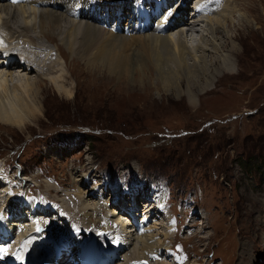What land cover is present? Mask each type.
<instances>
[{
    "label": "rangeland",
    "instance_id": "1",
    "mask_svg": "<svg viewBox=\"0 0 264 264\" xmlns=\"http://www.w3.org/2000/svg\"><path fill=\"white\" fill-rule=\"evenodd\" d=\"M191 1L186 6L188 15L184 13L186 21L193 16ZM230 2L218 20L224 21L236 4L251 24L244 28L242 22L234 26L228 22V35L238 38L236 60L231 58L234 68L219 76L210 90L198 94L194 106L184 94L177 96L174 89L158 82L152 67L139 61L142 54L135 44L124 52L132 58V64L120 72L104 61L89 64L71 57L56 38L29 32L28 37H34L35 42L44 46L40 49L53 56L56 68L48 73L41 66L40 71L34 68L27 74L20 73L15 66L8 67L14 75L19 72L41 88L42 105L40 111L36 110L35 119L28 118V96L23 97L21 113L27 117L26 127L17 129L0 124V193L4 197L0 221L8 213L4 210L12 206L22 216L30 210L16 205L23 198L13 194L19 196L21 191L28 193L27 199L31 201L39 199L46 210L52 207L47 202L58 201L63 207L65 196L71 195L73 199L75 195L79 199L76 191L80 189L85 194L91 190L92 197H84L88 200V204L84 203L88 213L95 208L93 202L98 195H103L110 207L118 205L120 213L131 191L122 194V181L126 177L131 188L143 184L136 197L140 204L136 217L140 221L143 216L147 222L140 227L146 233L150 230L160 241L156 243L160 246L158 250L148 251L145 258L138 251L134 264H264V0ZM122 9L120 16H111L113 25L119 27L114 21L125 19L122 24L127 26L132 19L130 25L134 26L132 9ZM135 11L138 15V10ZM136 21L134 27L138 30L140 18ZM206 23L204 17L188 40L191 53L203 38L209 40ZM175 32L168 33L174 43ZM120 33L121 30L118 35H123ZM0 36L3 42L11 43L2 25ZM216 36L223 38L222 42L227 40L224 33ZM211 56L208 55V60ZM60 67L68 75L57 84L69 90L71 98L59 96L52 80L47 78ZM68 81L72 84L70 88ZM54 148L64 153L54 156L50 153ZM85 174L88 183L82 179ZM145 175L158 180L148 184ZM166 180L173 188V195L167 199V215L159 212L164 200H155L153 195L144 198L148 187L156 189L155 195L166 197ZM96 185H100L103 194L95 190ZM7 186L14 188L7 191ZM46 186L51 187L50 192ZM79 202L82 204L81 199ZM146 204H150L151 210L145 208ZM44 210L37 209L34 214L40 217L31 216L30 222L20 217L27 224L24 227L35 232L34 223L38 219L55 220ZM126 212L123 215L127 218L122 219H128ZM99 214L106 216L104 211ZM72 218L65 217L63 224L66 221L69 226V221H76L91 230L102 228L98 223L96 226L101 228L92 227L99 222L94 214L90 220L82 215ZM117 219L122 220L119 215ZM107 231L111 234L110 230L101 229V233ZM126 232L127 238L135 234L131 230ZM75 236L78 241L73 244L77 247L85 234L77 232ZM98 237L102 244V237ZM116 245L113 241L106 244L112 249ZM122 257L132 260L124 251L116 264H130Z\"/></svg>",
    "mask_w": 264,
    "mask_h": 264
},
{
    "label": "bare ground",
    "instance_id": "2",
    "mask_svg": "<svg viewBox=\"0 0 264 264\" xmlns=\"http://www.w3.org/2000/svg\"><path fill=\"white\" fill-rule=\"evenodd\" d=\"M126 1L18 0V2L13 3V0H0V24L9 35L8 39L10 42L17 41L16 45L10 49L13 58L11 60L9 58H7V60L6 58L0 59V72L14 75L10 71V68H8L7 63H11V66H15V69L19 70L20 73H32L34 68H39L41 66L44 67L45 71L48 73H52L53 69L56 68L54 67L55 63H53V56L47 55L43 49H40L44 46L35 42L34 37H28L29 32L35 35H48L56 38L71 57L86 60L89 64L95 63L96 61H104L110 68L120 72H125L129 65L132 64V58L126 54V51L130 49L132 44H135L142 54L138 57L139 61L152 67L158 82L163 83L167 88L170 87V89H174L177 96L184 94L192 106L195 105L198 94L210 90L219 76L233 70L234 63L231 58L234 57L236 60L235 56L238 54V44L235 41H237L238 38L228 35L226 25H228V22L230 26H234L237 22H242L241 25L244 28H248L251 23L248 16L245 13H241L236 4L230 8L229 15L226 19L224 18V21L220 22L218 20V17L224 14L226 7L231 3L230 0H223L222 2L220 0H197L194 4V0H192L191 8L193 16H191L189 21H186L187 18L184 16V13L188 15V13H186V6L189 0H137V5L133 3L135 0H131V2L128 1L127 3ZM204 2H207L205 12L208 15L206 26L209 40L203 38L201 41L202 43L196 45V51L191 53L188 47V40L190 41L191 35L197 31L196 26H198L200 22V14H205L202 13L203 11H194V8L195 6H200ZM131 3H133V7L138 6V17L140 18V28L142 29L143 35H118L113 31L116 26L113 25L111 16L113 15L114 18L116 15L120 16L123 12L122 8H128L129 10L127 11L132 9V15L134 16V20H136V7L135 10H133ZM126 4H130V6ZM170 9L171 11L168 16L167 13ZM212 15L214 16L210 17ZM167 19H172V24L168 25L165 29L161 24L166 22ZM116 28L120 30L119 27ZM171 30L177 31V33L175 32V43L170 38L171 34H168ZM134 31L135 28L133 27L130 33ZM217 33H224L228 43L224 40L222 42L223 38L219 39L216 36ZM48 41L49 40H47V42ZM55 52L57 55L61 54L60 50L57 48ZM208 55H212L209 60ZM96 67H98V65ZM150 76H148V78H150ZM183 83L185 84V88H183ZM58 84L57 82L53 83V88L57 94L59 96L69 97V93L71 94V92ZM30 86L32 91L27 97V100L31 101V104H26L29 111V115L27 116L26 114V116L28 118L31 116L32 119H35L37 117L36 110L40 111L42 105L39 100L41 88L34 82H32ZM24 115L25 114L22 115L21 113L19 118L13 117L11 118V122L0 124L23 129L26 127L25 120L27 119V117H23ZM54 149V151H50L54 156L64 153L60 148ZM82 179L88 183V176L86 174ZM13 188L14 187L9 186L6 187L7 191H9L8 189L13 190ZM50 188L49 186L45 187L48 192L51 191ZM138 190L140 189H136L135 186L131 188L130 193L127 195L128 197L125 199L126 206L122 208L123 211L120 213L119 211L121 209L118 205L115 206L116 209H114V207H110L103 200V195H98L96 198L97 201L93 202L95 208L91 210L90 214L88 213L89 208L87 209V206L85 207V204H88V202H86L88 200L84 199V197H92L93 193L91 194V190H88L84 194L83 190L79 189L76 191V194L79 196V199L82 200V204L75 195L73 199L71 195L65 196L66 202L63 207H61L58 202V215H63L67 218L70 216L72 218L73 215H75V217L82 215L85 219L90 220V216L94 214L96 219L99 217L98 220L99 224L102 226L101 229L110 230L112 234V232L114 233V231H116L113 225L118 221V215L121 219L122 217L127 218L123 215L127 211L132 217L136 216L134 213L137 212L138 205H140L136 199L140 194ZM2 198L4 197L0 193V205L4 203V200H1ZM6 198L7 200L10 199L9 196ZM99 198H101L100 201L98 200ZM12 207L8 208L6 216H2V220H7L8 226L11 223H22L23 219L21 217L22 219L15 218L11 222L8 221L9 215L12 217L19 215L15 207ZM145 208L149 210L150 204L145 206ZM106 209L107 215L102 219L99 213L102 211L105 212ZM26 218L27 217H25V219ZM127 220L124 219L126 223L129 222ZM38 221H40L38 225L40 223L43 224V227L47 230L48 238L52 236L61 237V239L65 238L67 240L76 239L75 235L71 233L66 221H64V224L63 220L59 221L60 225L57 219L50 220V218H47ZM73 223L78 230H84L86 234L89 235L90 229H88V227L87 229H80L76 221H73ZM135 223L138 225L136 218ZM22 225L24 227L27 224L22 223ZM140 226L136 229V234H133L131 238H127L126 236V240L121 241L120 246H118L116 250L109 251L108 257L111 263H113L118 256H122L124 251H126L127 254L129 253L130 259L133 260L139 256L138 251H140L142 254L141 256L144 257V254L148 251L158 250L160 247L156 245V243H160L158 238L150 233V230H147L149 233H146ZM25 234L20 235L18 242H21L20 239L23 240ZM43 236L47 237L45 234H43ZM109 239L115 242L114 238L109 237ZM24 242L25 240L23 243ZM100 242L102 244L99 243V246L103 249V247H105L104 241L102 240ZM48 254L49 251L45 249L42 256H47L46 260L53 264L54 255L53 253H50V255L53 256ZM126 259L128 260V258Z\"/></svg>",
    "mask_w": 264,
    "mask_h": 264
},
{
    "label": "clouds",
    "instance_id": "3",
    "mask_svg": "<svg viewBox=\"0 0 264 264\" xmlns=\"http://www.w3.org/2000/svg\"><path fill=\"white\" fill-rule=\"evenodd\" d=\"M40 71L41 69H37ZM67 72L63 67L55 70L54 75L47 76L53 83L61 81ZM69 88L72 86L68 81ZM31 81L27 80L19 72L15 75H9L6 72H0V123H9L11 118H19L21 114V105L23 97L29 96L32 91ZM69 98L71 94L69 93ZM31 104V101L28 102Z\"/></svg>",
    "mask_w": 264,
    "mask_h": 264
},
{
    "label": "snow or ice",
    "instance_id": "4",
    "mask_svg": "<svg viewBox=\"0 0 264 264\" xmlns=\"http://www.w3.org/2000/svg\"><path fill=\"white\" fill-rule=\"evenodd\" d=\"M16 2H18V0H13V3H16ZM38 231H39V229H37ZM26 243H30V241L29 242H26ZM0 251H3V252H7V249L5 248V249H0ZM20 257H17V259H19Z\"/></svg>",
    "mask_w": 264,
    "mask_h": 264
}]
</instances>
